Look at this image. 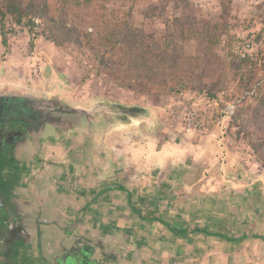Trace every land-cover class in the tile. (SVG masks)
<instances>
[{"label": "crops", "instance_id": "1", "mask_svg": "<svg viewBox=\"0 0 264 264\" xmlns=\"http://www.w3.org/2000/svg\"><path fill=\"white\" fill-rule=\"evenodd\" d=\"M149 120L68 133L35 152L24 191L39 219L25 226L34 245L54 257L51 233L66 230L96 262L115 252L104 264H264V175L242 168L227 117L188 134Z\"/></svg>", "mask_w": 264, "mask_h": 264}, {"label": "rangeland", "instance_id": "2", "mask_svg": "<svg viewBox=\"0 0 264 264\" xmlns=\"http://www.w3.org/2000/svg\"><path fill=\"white\" fill-rule=\"evenodd\" d=\"M30 1L37 10L44 0ZM56 1L50 0L49 15L59 24L44 31L36 19V38L27 29L17 28L7 35L5 45L0 36V89L52 97L79 108L139 105L147 115L137 121L150 119L143 125L185 134L190 133L183 118L187 111L202 121L200 132L224 116L227 135L244 160L242 168L264 175V112L257 99L236 88L237 78L227 70L232 66L227 54L240 56L246 44L248 53L264 63V0H98L99 13L117 16L136 34L176 43L179 59L184 61L178 69L159 74L152 84L134 85V90L113 81V77L135 81L118 66L117 53L103 52L96 43L94 50L82 48L77 31L61 25L68 16ZM175 83L185 87L170 90ZM213 83L216 86L211 88ZM183 108L187 110L181 112ZM232 116L236 125L229 124Z\"/></svg>", "mask_w": 264, "mask_h": 264}, {"label": "flooded vegetation", "instance_id": "3", "mask_svg": "<svg viewBox=\"0 0 264 264\" xmlns=\"http://www.w3.org/2000/svg\"><path fill=\"white\" fill-rule=\"evenodd\" d=\"M121 103L93 105L84 112L78 107L52 97H41L0 89V264H65L63 254H70L74 264H104L117 261L115 252L104 253L102 262L94 259V247L79 245L76 235L66 243L52 232L57 244L54 257L47 256V247L38 249L37 240L27 234L25 226L38 225L25 206V189L35 152L50 142H61L65 134L85 131L89 135L100 128L105 132L115 121H121L126 111ZM54 136H57L54 139ZM56 140V141H54ZM33 211V210H32ZM32 219V220H30ZM82 251H88L83 259Z\"/></svg>", "mask_w": 264, "mask_h": 264}, {"label": "trees", "instance_id": "4", "mask_svg": "<svg viewBox=\"0 0 264 264\" xmlns=\"http://www.w3.org/2000/svg\"><path fill=\"white\" fill-rule=\"evenodd\" d=\"M49 2L50 0L42 1L40 9H37L40 15L37 14L34 2L30 0H0L2 44H6L7 35L15 33L17 28L27 29L34 39L39 35L37 31H34L39 24L44 31L52 25L59 24L56 17L49 15ZM56 2L59 7L61 5L59 10L67 13L68 16L67 21L61 25L77 31L82 48L94 50L96 43L103 52L117 53L120 57L118 66L124 72L131 73L135 81L132 79L133 83H127V77L123 79L113 77L118 87L134 90V85L145 86L150 84L149 82L152 84L159 74L169 73L179 68L182 59H179L176 43L136 34L129 23H123L117 19V16L99 13L98 0H57ZM36 19L39 20V24L35 22ZM227 57L232 62V66L227 67L229 75L232 74L237 78L236 88L257 99L259 107L264 112V63L248 52H245L244 56L242 53L239 56L229 52ZM186 65L188 66L189 62ZM240 71L243 72L240 73ZM215 86V83L210 85L211 88ZM184 87L185 84L175 83L169 89L178 92ZM208 96L214 98L211 92ZM121 109L126 111V116L121 119L123 122L128 117L140 118L147 115L146 109L139 105L121 106ZM229 124H237L234 116L231 117Z\"/></svg>", "mask_w": 264, "mask_h": 264}, {"label": "built area", "instance_id": "5", "mask_svg": "<svg viewBox=\"0 0 264 264\" xmlns=\"http://www.w3.org/2000/svg\"><path fill=\"white\" fill-rule=\"evenodd\" d=\"M249 50H250V45L246 44L245 47H244V53H242V56H244L245 52H248ZM186 110H187V108H183V109H181V112L182 111L185 112ZM177 112H178L177 110L174 111V113H177ZM181 112L179 111V113H181ZM183 118H184V121H185V131L186 132L202 130L203 123L198 118V116H195V113H193L191 111H187L186 113H184Z\"/></svg>", "mask_w": 264, "mask_h": 264}, {"label": "water", "instance_id": "6", "mask_svg": "<svg viewBox=\"0 0 264 264\" xmlns=\"http://www.w3.org/2000/svg\"><path fill=\"white\" fill-rule=\"evenodd\" d=\"M79 112H84L86 110V108H77Z\"/></svg>", "mask_w": 264, "mask_h": 264}]
</instances>
